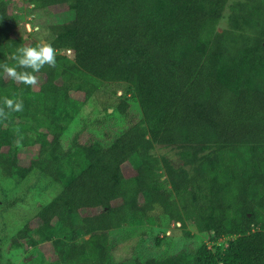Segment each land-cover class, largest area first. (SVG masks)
Listing matches in <instances>:
<instances>
[{"label": "trees", "instance_id": "obj_1", "mask_svg": "<svg viewBox=\"0 0 264 264\" xmlns=\"http://www.w3.org/2000/svg\"><path fill=\"white\" fill-rule=\"evenodd\" d=\"M30 1L33 10L71 6L74 17L49 27L45 44L55 64L34 73L35 84L0 67V146L31 141L37 131L46 140L26 165L10 150L1 153L10 163L5 173L20 183L37 169L60 186L37 212L36 237L22 229L25 242L52 241L54 264H264V111L257 102L264 51L254 46L257 37L216 31L228 0ZM19 24L9 0H0V66H15L17 48L40 45L22 37ZM101 82L127 84L140 116L107 146L61 149L64 131ZM7 99L23 109L8 108ZM128 104L118 103L121 114ZM155 144L176 146L182 164H161ZM129 161L136 168L127 176ZM161 219L204 241L160 259L114 261L113 229ZM24 238L18 232L14 246Z\"/></svg>", "mask_w": 264, "mask_h": 264}, {"label": "rangeland", "instance_id": "obj_2", "mask_svg": "<svg viewBox=\"0 0 264 264\" xmlns=\"http://www.w3.org/2000/svg\"><path fill=\"white\" fill-rule=\"evenodd\" d=\"M9 10L20 21L18 33L22 37L35 39L39 44L45 43L51 25L68 22L74 17L71 6L58 4L33 10L30 0H9ZM222 14L216 26L217 32L231 30L257 37L254 46L257 44L258 49L264 51V0H228ZM262 59L258 64L260 79L257 102L261 111H264V56ZM130 92V87L125 83L101 82L94 95L83 104L67 126L60 139V148L68 150L77 144L92 142L109 145L132 119H137L141 114L139 104ZM71 95L78 100L83 99L82 93L72 92ZM123 100L129 103L126 114H121L117 108L118 103ZM32 135L31 141L13 143L9 148L7 145L0 146V154L10 150L21 165H26L37 156L38 148L46 141L42 132L37 131ZM178 151L174 145L155 144L152 149L161 164L171 163L174 167L182 164ZM2 157L0 156V264H54L56 252L52 241H39L29 245L25 240L29 234L36 237L34 228L38 225L37 212L59 192L60 186L37 169L22 182H16L5 173L4 170L10 163ZM135 168L134 161L122 166L127 176L134 174ZM159 178L170 188L163 168L159 170ZM25 225L30 227L29 234L22 230ZM185 231H189L191 235L187 236ZM18 232L25 238L20 246L15 247L14 237ZM111 235L114 261L128 258L142 261L160 259L182 249L198 246L204 241V237L191 227H182L179 222L163 219L155 224L123 225L113 229Z\"/></svg>", "mask_w": 264, "mask_h": 264}, {"label": "clouds", "instance_id": "obj_3", "mask_svg": "<svg viewBox=\"0 0 264 264\" xmlns=\"http://www.w3.org/2000/svg\"><path fill=\"white\" fill-rule=\"evenodd\" d=\"M29 31H31L30 27ZM12 59L16 62L15 66L0 67L13 80L31 85L36 83L34 73L39 72L46 64L49 66L55 64V51L51 45L45 43H41L37 47H19L12 53ZM5 104L14 111L23 109L22 103L14 104L11 99H7Z\"/></svg>", "mask_w": 264, "mask_h": 264}]
</instances>
